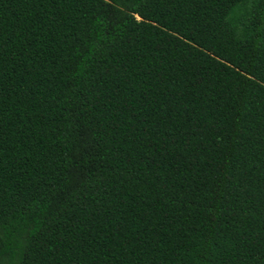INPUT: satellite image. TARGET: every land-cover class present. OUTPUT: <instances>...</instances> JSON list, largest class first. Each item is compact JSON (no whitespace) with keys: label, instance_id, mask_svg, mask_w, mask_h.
Instances as JSON below:
<instances>
[{"label":"trees","instance_id":"obj_1","mask_svg":"<svg viewBox=\"0 0 264 264\" xmlns=\"http://www.w3.org/2000/svg\"><path fill=\"white\" fill-rule=\"evenodd\" d=\"M263 19L0 0V264H264Z\"/></svg>","mask_w":264,"mask_h":264},{"label":"rangeland","instance_id":"obj_2","mask_svg":"<svg viewBox=\"0 0 264 264\" xmlns=\"http://www.w3.org/2000/svg\"><path fill=\"white\" fill-rule=\"evenodd\" d=\"M242 12H244V11H242ZM247 16H248V13H247ZM245 18H247V17H246V14H245V13H242V17H241V21H242V23H246V20H247V19H245ZM242 19H243V20H242ZM262 25L264 26V19H263Z\"/></svg>","mask_w":264,"mask_h":264}]
</instances>
